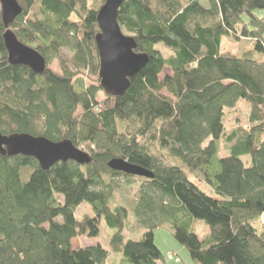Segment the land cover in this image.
<instances>
[{
  "label": "trees",
  "instance_id": "trees-1",
  "mask_svg": "<svg viewBox=\"0 0 264 264\" xmlns=\"http://www.w3.org/2000/svg\"><path fill=\"white\" fill-rule=\"evenodd\" d=\"M18 2L23 11L9 28L47 69L9 62L0 5V132L68 139L92 161L44 170L32 157L0 155V264H108L100 243L72 244L103 218L118 230L111 245L122 264H161L158 228L196 264H264V17L256 14L264 0H125L119 25L149 62L123 96L85 80L99 74L97 16L106 0ZM224 38L254 48L222 51ZM56 60L62 74L50 69ZM114 158L153 178L113 170ZM124 180L136 198L114 206ZM80 202L94 214L78 220ZM131 209L140 240L122 234ZM197 220L210 228L205 240Z\"/></svg>",
  "mask_w": 264,
  "mask_h": 264
},
{
  "label": "water",
  "instance_id": "water-1",
  "mask_svg": "<svg viewBox=\"0 0 264 264\" xmlns=\"http://www.w3.org/2000/svg\"><path fill=\"white\" fill-rule=\"evenodd\" d=\"M125 0H106L100 9L96 35L100 67L99 79L103 91L110 96H123L133 79L148 64L149 55L137 52V42L125 35L118 22L119 10ZM2 19L5 26L3 35L8 60L12 65H24L37 74L45 73L47 61L34 48L22 43L9 28L22 13L18 0H0ZM0 155L7 157L27 156L34 158L42 169L49 170L59 162L75 161L80 165L91 163L89 153L75 146L72 141H52L46 137L27 133L4 135L0 132ZM113 170L128 175L153 178V173L139 165L121 158L109 162Z\"/></svg>",
  "mask_w": 264,
  "mask_h": 264
},
{
  "label": "rangeland",
  "instance_id": "rangeland-1",
  "mask_svg": "<svg viewBox=\"0 0 264 264\" xmlns=\"http://www.w3.org/2000/svg\"><path fill=\"white\" fill-rule=\"evenodd\" d=\"M203 3L206 6L209 5L208 2L203 1ZM256 14H258L261 17H264L263 11H256ZM254 44L255 42L252 40L245 42H235L228 38H224L222 43V51H233L234 53H240L244 50L253 49ZM50 69H52L54 72L58 74L63 73L60 62L58 60H56L53 64L50 65ZM169 73L171 72L167 69L163 74H161L160 76L161 79H163L166 76V74ZM85 80L87 85L97 82L99 80V74L94 75L88 73ZM163 93L166 96L171 97L166 90H164ZM241 110L245 111L244 107H242ZM219 156L222 157L224 156V154L220 153ZM132 179L133 181H135V183L143 182L144 180L141 178H132ZM193 180L199 184L202 190H204L210 195H214L213 191L210 190L206 184L199 183L195 179ZM124 183L125 180L121 181L120 183L121 186L115 193L116 196L114 199V203L116 204H114V206L118 205V203L128 204L132 201L134 197L136 198L135 190L129 189L128 187L124 186L123 185ZM138 190L139 188L137 187L136 192H138ZM93 214L94 212L90 204L85 202H80L77 204V210L75 216L78 220H82L86 215H93ZM263 220H264V216H263ZM117 232L118 230L116 228L109 227L105 219L103 218L101 220L99 230L97 232H94L89 236L79 235L73 239L72 244L74 247H79V246L86 247L100 243L105 249L109 251L108 264H122V261L124 259L123 253L120 251H115L111 245V239ZM195 232L202 240H205L210 236L209 226L204 221L201 220H197ZM143 233H144V229L138 224L137 219L131 209L129 219L125 225V228L122 231V234L124 235L125 240H129V239L140 240L142 238ZM154 237L157 247L160 249V251L162 252L165 258L161 262V264H196L192 260L189 250L175 238V236L172 234V232L169 229L167 228L155 229ZM170 255H174V257L170 258Z\"/></svg>",
  "mask_w": 264,
  "mask_h": 264
}]
</instances>
